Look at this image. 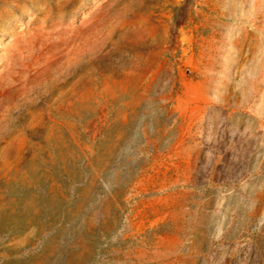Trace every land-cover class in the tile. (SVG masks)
<instances>
[{
  "label": "rangeland",
  "instance_id": "obj_1",
  "mask_svg": "<svg viewBox=\"0 0 264 264\" xmlns=\"http://www.w3.org/2000/svg\"><path fill=\"white\" fill-rule=\"evenodd\" d=\"M0 264H264V0H0Z\"/></svg>",
  "mask_w": 264,
  "mask_h": 264
}]
</instances>
